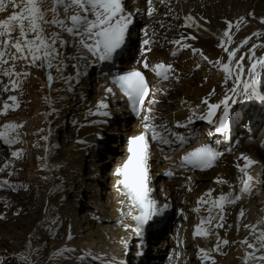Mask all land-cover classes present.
Here are the masks:
<instances>
[{
	"label": "bare ground",
	"instance_id": "6f19581e",
	"mask_svg": "<svg viewBox=\"0 0 264 264\" xmlns=\"http://www.w3.org/2000/svg\"><path fill=\"white\" fill-rule=\"evenodd\" d=\"M244 1L246 2V0ZM244 1L238 7L236 3L224 0H169L167 5L160 4L157 0L155 4L157 11L154 16L148 17L143 13L140 15L144 22L143 28L148 27L150 31L155 30L158 41L155 51L151 52L149 56L161 59L166 64L171 63L175 69L174 75L178 77V79L170 78L167 81H162V88L160 87L156 94V97L159 98L156 108L161 117L168 120L173 117H178L179 120L184 119L186 115L191 114L189 108L201 104L202 99L207 97L209 92L215 90V95L210 98V102H216L224 95L225 72L222 65L218 66L215 62L228 63V58L227 53L218 45L223 31L228 27L226 21H231L235 25L241 16L245 17L247 22L241 23L239 30L235 26L231 29L233 43L228 47L229 49L237 47L246 37H251L237 53V58L241 55L246 57L243 62L245 68L249 66L247 60V56L250 55L249 49L253 44H264V35L252 36L254 32L264 33V23H261L260 20L261 17H264V0H252L250 4L244 3ZM126 2L131 9L140 7L146 10L147 7L146 0H127ZM213 3L215 5L212 7ZM169 8L172 9V13L166 15ZM250 12L254 13V16H248ZM183 15H191L201 27H182L185 25ZM161 24L164 26L161 27ZM138 34L140 33L137 32V35L134 36L132 31L129 37L131 41ZM182 35L185 37L194 35L197 38L182 41V43L189 44L191 46L189 48L168 42L179 40ZM192 49H199L208 59H203L199 53H194ZM254 51L256 57L264 56V48L258 47ZM173 52L176 53L175 56L171 54ZM197 65H199V69L192 71V67ZM30 71L32 74L23 83L22 95L12 91L3 92L2 89L8 80L2 78L0 81V95L4 94L0 108H2L3 102L7 101L9 95H18L20 100L18 109L9 110L6 115H0V131H8L10 136H16L20 141L12 145L5 144L3 140L0 141L2 146L7 145L5 153L0 152V155L3 154L0 156V159L3 160L0 163H4V168L0 171V181L7 180L9 182L7 185H0V249L7 248L14 253V264H23L17 254L26 253V245L31 241V247L38 250L32 253L36 264H90L94 261L91 258L81 262L75 258L49 260V256L54 250L65 244L77 250L75 253L68 254L73 257L80 255V250H91L95 254L107 255L105 253L107 250L100 247V244H105L106 246L111 245L116 251L118 250L121 257L124 256L121 259H115L107 255L108 259L122 260L125 264H130L131 256L137 253L138 247L131 244L133 241L131 240L133 236L131 229L126 230L120 222L123 220V223L132 224L130 217H121L120 215L121 204L119 201L124 197L116 191L114 187L116 177L113 175V170L116 167L114 162L121 151L120 141L124 133L132 127L129 123L130 117L124 115L122 111L123 103L121 104L116 93L115 96H108L112 115L106 118L107 122L104 124H92L90 123L92 120L105 119L86 115L88 109H94L96 102L104 97L103 88L107 86L103 83L98 69L90 70V75L83 80L74 93H56L54 91L49 93L47 88H41V84L45 82L43 72L37 69ZM67 71L72 72L73 70L69 68ZM96 77L99 87L102 88L96 98H89L87 95L89 86L92 79L95 81ZM261 79L262 84L258 85V88L260 86L264 88V70H262ZM231 84L232 81L229 80L227 87H231ZM53 87L61 88L63 85L56 83ZM49 94L53 98L61 95L66 97L62 101L58 100L55 104V107L60 109L59 115L45 116V113L50 112L51 109L44 102L43 97ZM81 94L85 97L84 100H81ZM201 107L204 106L201 105ZM263 109L253 100L246 101L244 99L239 109L242 111V115L240 116L239 111L230 114L229 142L224 143L222 147L237 138L238 142L234 145L235 153L225 157L217 168L200 175L199 186L190 196L181 194L178 183L166 179L162 175L161 164L153 162V166L156 165V168L162 172L160 173L162 176L157 174L155 182L159 203L161 205L169 203L176 209L188 210L194 222L192 232L195 230L194 226L200 223L201 218L208 216L205 205L200 206L199 212L193 211L203 193L213 189V197L218 196L221 192L228 193L229 191H233L234 195L241 194L238 190L241 186L239 178L242 173L236 167L238 163H243L238 159L241 154L255 161L249 167L248 172L254 181H258L261 166H257L256 162L260 163V160L264 162V148L257 142L248 144L240 142L239 139L245 128L244 121L248 112L253 113V116L256 117L258 112ZM73 119L79 121V124L74 126L71 122ZM7 122L20 123L22 127L17 132L4 130L2 126ZM197 125V133L200 130L208 136L207 132L212 126L208 125L206 121H200ZM40 129L45 131L41 133ZM48 129H51L49 140H41L40 136L47 135ZM78 140L87 141V144L77 143ZM52 144H57L58 147L51 148ZM9 146L12 148L11 151L8 150ZM46 148L49 149V152L45 160ZM18 149H22L23 152L19 158H12L9 154ZM9 173L13 174L9 175ZM217 177L223 178L228 183L217 184ZM25 185L30 187L27 188L26 193L23 190L26 188ZM12 191H17L18 194H14ZM246 194L248 196L243 198V203L236 201L234 204H228L222 213L219 210L213 211V216H224L223 221H215L223 223L224 227L215 228L214 225H206L205 227L211 228V234L207 237L195 236V240L190 241V264L193 258L200 259L195 257L191 248L211 250L217 244V237L221 240L227 239L229 243L221 244L219 251H210L212 259L202 261L201 264H241L243 262L242 257L248 249L247 245L240 242L248 235L250 236V233H253L254 238L256 236L254 232H251V227L245 228V225H255V232L264 231V206L262 204L264 197L262 195L256 198L255 190L248 191ZM124 211H127L126 206ZM241 211H243L242 216L240 215ZM13 213H17V216L13 217ZM46 216L49 218L59 217L60 224L55 235H51L47 231L49 224L45 221ZM176 219L178 221L179 216ZM101 221L104 223L102 224ZM151 227L148 229L146 226L147 229L144 231L142 248H146V251L143 253V262H141L142 260L137 262L134 257L131 262L156 264V260L161 259V264H172V258L170 259L172 254L167 259L161 257L165 246L170 245L171 250L175 248L177 241L174 238L177 233H173L174 231L168 233L161 228V225H158L157 229ZM105 229L110 232V238L105 236ZM69 231L73 237L71 240H67ZM249 236L248 240L252 242ZM122 239L129 241L127 252L121 243ZM152 243H155L159 249H152ZM195 253L197 254V252ZM197 255L199 256V254ZM259 255H264V252ZM252 264H255V261Z\"/></svg>",
	"mask_w": 264,
	"mask_h": 264
},
{
	"label": "snow or ice",
	"instance_id": "6c2138e0",
	"mask_svg": "<svg viewBox=\"0 0 264 264\" xmlns=\"http://www.w3.org/2000/svg\"><path fill=\"white\" fill-rule=\"evenodd\" d=\"M156 2L157 0H146V10L140 7L129 10L126 0H0V79L7 78L8 80L2 89L3 92L12 91L22 95L23 83L32 74L30 70L37 69L43 72L45 77V82L41 84L42 89L47 88L49 93L53 91L74 93L75 89L90 75V70L98 69L99 74L110 80L114 87L104 86V97L96 102L94 109L89 108L86 114L105 119L92 120L90 123L104 124L107 122L106 118L112 115L108 96H115L114 88L122 93L132 111L141 118L142 131L127 137V154L113 170V175L117 178L114 187L124 197L119 201L121 204L120 215L121 217H130L135 223L133 226L123 223V220L120 222L126 230L131 229L135 237L139 238L138 248L143 247L145 225L155 217L162 216L170 207L169 203L161 205L153 197L154 189L150 186L152 180L150 172L151 145L155 143L164 159H170L164 149L167 147L174 151L175 147L185 148L189 143V136L194 135V132L186 135L178 129L190 128L196 120L206 121L208 125L212 126L207 132L209 137L219 133L226 140L233 105L237 104L240 98L264 101V88H258V85L262 84L264 56L256 57L254 51L258 47L264 48V44H253L249 49L250 55L247 56L249 66L247 68L243 63L246 57L241 55L237 58V53L251 37H246L237 47L231 49L228 47L233 43L231 29L235 26L239 30L241 23L247 22L243 16L237 19L235 25L231 21H226L228 27L223 31L218 45L227 53L228 58V63L215 62L218 66L222 65L225 72L224 95L216 102H210V98L215 95V90L209 92L208 96L202 99L201 104L189 108L191 114L184 122L176 121L170 126L166 120L157 117L153 106L159 103L155 98L158 90L150 87L149 81L139 67L142 65L144 69H149L160 80L178 79L174 75L175 69L171 63L157 62L153 64L148 60L147 53L151 52L152 46L158 43L155 30L150 31L148 27L141 29L139 57L136 61L138 66L124 71H112L109 68V71L105 72L104 67L112 65L115 58L126 47L137 17L142 13L148 17L154 16L157 11ZM159 3L167 5L169 0H159ZM171 13L172 9L169 8L166 15ZM248 16H254V13L250 12ZM260 20L261 23H264V17H261ZM163 26L161 24V27ZM184 26L201 27L191 15L185 17V25L182 27ZM259 35H264V33H252V36ZM196 38L194 35L188 37L182 35L181 39L168 42L189 48L191 46L182 43V41L185 39L195 40ZM192 51L199 53L203 59H208L199 49H192ZM171 54L176 55L175 52ZM69 68L73 71L68 72ZM229 80L232 81L231 87H227ZM56 83H60L63 87L54 88L53 85ZM43 99L51 109L50 112L45 113L47 117L53 114L59 115L60 109L56 108L55 104L58 100L62 101L66 97L61 95L53 98L49 94L45 95ZM84 99L85 97L81 94V100ZM19 107L18 95H9L7 101H4L0 108V115H6L9 110L14 111ZM158 119L159 123H157ZM71 122L74 126L79 124L76 119ZM21 127L22 124L16 122H7L2 126L4 130L11 132H17ZM44 131V129H40L41 133ZM50 135L51 129H48V134L41 135L40 139L48 141ZM196 138L198 139V137ZM0 140H3L7 145L20 142L16 136H10L8 131H0ZM77 143L87 144V141L78 140ZM221 143V140H215L216 145ZM50 147L56 148L58 145L52 144ZM226 150L230 152L232 148L228 147ZM22 151V149L12 151L11 155L19 158ZM45 152L44 159L46 160L49 149L46 148ZM223 154L217 147H213L207 142L200 143L192 147L191 150L184 151L179 161L164 174L174 175L172 168L182 170L191 168L201 171L210 169ZM238 159L243 161L242 164L236 165L239 172L242 173L239 178L241 186L238 191L245 193L252 188L253 177L249 174L248 169L255 161L244 154H241ZM12 174L9 173V175ZM216 183L225 185L228 181L217 177ZM7 184H9L7 180L0 181V185ZM213 191V189H209L203 193L197 201V207L193 209L194 212H199L200 206L205 205V211L208 213V216L201 218L200 223L194 226V237L209 236L211 228L205 227L206 225H214L215 228L224 227L223 223L215 222L223 221L224 216H213V211L219 210L222 213L226 205L234 204L241 199L240 195H234L233 191L221 192L218 196L213 197ZM125 206L127 207L126 212L124 211ZM240 215H243V211ZM45 221L49 224L47 231L51 235H55L60 224L59 217L49 218L46 216ZM249 227L255 232V225H245V228ZM252 234L250 233V235ZM72 238L69 231L67 240ZM121 243L127 252L129 241L122 239ZM228 243L227 239L221 240L217 237V244L213 249H199V258L201 261L212 259L210 251H219L221 244L227 245ZM240 243L247 245V249L251 250L246 251L242 257L244 264H248L250 260L264 261V255H257V253L264 252V231H260L259 235L255 236V242L250 243L245 237ZM26 247L31 248V252L18 253V258L23 264H36L32 253L38 250L31 247V241ZM76 251L75 248L65 244L54 250L50 254L49 260L75 258L83 262L91 258L98 264H125L122 260L108 259L105 254H95L91 250H80L81 254L75 257L68 255ZM136 255L141 256L143 252L137 251ZM177 255L179 254L177 253Z\"/></svg>",
	"mask_w": 264,
	"mask_h": 264
},
{
	"label": "rangeland",
	"instance_id": "374dc122",
	"mask_svg": "<svg viewBox=\"0 0 264 264\" xmlns=\"http://www.w3.org/2000/svg\"><path fill=\"white\" fill-rule=\"evenodd\" d=\"M224 1H226V2H232V3H236V5H238V7L241 5V3L244 1V0H224ZM251 1L252 0H246V2L244 1V3H247V4H250L251 3ZM255 1H258V0H255ZM240 4V5H239ZM210 5V4H209ZM215 5V3H213L212 4V7ZM210 7H211V5H210ZM142 21H143V19L142 18H140ZM143 24H144V22H143ZM143 28V25L140 27V30ZM139 30V33H141V31ZM133 31V34H134V36H136L137 35V31H135V30H132ZM136 32V33H135ZM137 38H138V36H137ZM133 40H135V39H132V41ZM135 50V49H134ZM93 93V92H92ZM3 96H4V94H2L1 95V97L3 98ZM244 99L243 98H240L239 99V102L237 103V104H235L236 106L237 105H239V108H240V104H241V102L243 101ZM246 101H248L247 99H245ZM10 119H12V118H10ZM246 119V118H245ZM248 120V119H247ZM246 120V121H247ZM109 134V133H108ZM235 140V139H234ZM236 140H237V138H236ZM1 141V140H0ZM237 142H238V140H237ZM6 148H7V145H1V142H0V152H4L5 153V151H6ZM2 150H4V151H2ZM235 153V152H234ZM233 153V154H234ZM1 155H3V154H1ZM0 155V156H1ZM3 161V160H2ZM256 165H257V162H256ZM257 166H259V165H257ZM261 166V165H260ZM262 167V166H261ZM27 188H30L29 186L28 187H26V188H24L23 190H24V192L26 193L27 192ZM26 189V190H25ZM253 190H255V197L256 198H258L259 196L261 197L262 195H263V197H264V184L263 185H260V187H258V188H253ZM12 193H14V194H18L17 193V191L15 192V191H12ZM190 196V195H189ZM262 204H263V206H264V200L262 201ZM178 210H180L179 208H177L176 209V207L175 206H173V205H170V207L168 208V213H169V223H170V225H174V224H176V221H177V219H176V217H178L179 216V211ZM12 216L14 217V216H17V213H13L12 214ZM244 219H245V217H243ZM2 221V220H1ZM101 223L103 224L104 222L103 221H101ZM10 225V224H9ZM165 227V228H164ZM161 228L162 229H164V230H166V229H170V227H168L167 226V223L163 226V225H161ZM168 230H166V231H168ZM82 232H85V230H82ZM252 232V231H251ZM168 233H170V231H168ZM257 233L259 234V232L257 231ZM105 236L107 237H111V234H110V232L107 230V229H105ZM257 234V235H258ZM247 235H248V233H247ZM249 236V235H248ZM248 236H247V238H248ZM250 238V240L252 241V242H255V238H254V235L252 234V235H250L249 236ZM252 237V238H251ZM253 238H254V240H253ZM252 242H250V243H252ZM28 245V244H27ZM104 245V246H103ZM8 247V246H7ZM100 247H102V248H104L105 250H107V251H105V253H107V255H109V257H112V258H115V259H121V258H123V257H121V253L117 250L116 251V249L114 248V247H112L111 245H105V244H100ZM149 247V246H148ZM156 244L154 243H152V249L154 248V250L156 249H159L158 247H156ZM165 249H163V256L161 257V258H163V259H167L172 253H171V246L170 245H168V246H165L164 247ZM29 249V250H28ZM109 249V250H108ZM31 250V248H26V253H28L29 251ZM249 250V249H248ZM139 251H142L143 253L146 251V248H140V250ZM102 252V251H101ZM166 253V254H165ZM165 254V255H164ZM106 255V254H105ZM106 255V256H107ZM118 255V256H117ZM135 255V256H134ZM134 255H132L131 257H132V259L130 260V264H138V263H135V262H131V261H133V257L137 260V262L138 261H141V262H143V255H141V256H137L136 255V253L134 254ZM146 255V254H145ZM144 255V256H145ZM259 255V254H258ZM120 256V257H119ZM108 257V256H107ZM130 257V258H131ZM4 258V259H3ZM9 258V259H8ZM172 257H170V259H171ZM7 261H6V260ZM140 259V260H139ZM3 260V261H2ZM5 261V262H4ZM160 261H162L161 259H157L156 260V264H161V262ZM253 263L254 261H249L248 262V264H250V263ZM258 262H259V264H262V263H264V261H255V264H258ZM262 262V263H261ZM14 264L15 263V255H14V253H12V252H10L7 248H3V249H0V264ZM251 263V264H252ZM90 264H98V262L97 261H92ZM191 264H193V261L191 262ZM241 264H244V262H242Z\"/></svg>",
	"mask_w": 264,
	"mask_h": 264
}]
</instances>
